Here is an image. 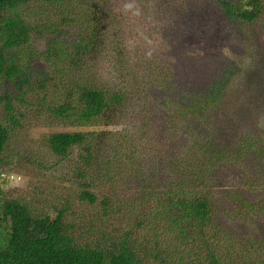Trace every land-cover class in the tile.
<instances>
[{"label":"trees","instance_id":"obj_1","mask_svg":"<svg viewBox=\"0 0 264 264\" xmlns=\"http://www.w3.org/2000/svg\"><path fill=\"white\" fill-rule=\"evenodd\" d=\"M107 1L0 0V264H264V197L248 199L219 175L221 167L250 153L264 157V146L249 134L233 148L211 139L200 144L204 132L186 127L187 120L206 123L223 105L230 79L241 68L231 62L210 85L179 77V86L163 62H152L142 89L170 90L160 104L168 119L152 142L142 143L150 119L145 111L133 114L132 105H140L133 94L142 83L139 62L145 58L110 66L103 35L113 31L116 45L133 39L141 49L145 24L130 28L115 14L117 3L101 4ZM208 1L235 26L264 21V0ZM48 14L55 19L47 22ZM224 31L216 30L197 46L201 58ZM45 33L49 36L40 42ZM28 111L23 121L31 127L22 122ZM122 117L126 126L120 130L47 132L45 143L59 158L78 150L65 174L73 178L70 185L43 180L31 198L4 187L11 185L4 171L5 157L12 154L5 152L14 129L16 135L26 133L38 126L32 125L34 119L69 127L108 126ZM192 133L199 156L176 142L188 141ZM158 136L183 148L161 153L169 159L163 173L145 157V152L159 156ZM223 216L237 223L235 230Z\"/></svg>","mask_w":264,"mask_h":264},{"label":"rangeland","instance_id":"obj_2","mask_svg":"<svg viewBox=\"0 0 264 264\" xmlns=\"http://www.w3.org/2000/svg\"><path fill=\"white\" fill-rule=\"evenodd\" d=\"M83 1L82 4H87ZM117 3L118 10L114 11L122 23H128L130 28L138 30L145 26L144 34L146 38L141 49L148 50L142 52L136 45V41L128 39L123 46L116 45V36L113 31L104 33L105 48L103 50L104 60L110 66H120L135 63L136 60L145 58L139 62V70L142 83H136L134 90V102H140L139 106L132 105L133 114L139 116L142 111L147 113L150 119V127L145 137L140 141L147 142L153 140V134L158 133V127L167 125L165 111L161 108V100L170 92L167 88L151 87L142 89L143 82L149 79V69L153 66L152 62L158 60L163 62L171 71L170 79L174 77L179 83L180 78H186L191 83L196 82V86L201 84L210 85L212 81L218 78L222 68L234 62L241 68L235 73L233 79H230V89L224 94L225 99L221 106L213 111L206 123L196 120L194 122L186 121V127H193L196 130L203 131L199 136V143H204L206 139H211L216 144H221L233 148L238 144V138L245 134L253 135L258 139V144L264 146V21L255 25L238 26L229 22L226 17L214 6L210 5L208 0H131L128 4H122L118 0H109L101 3L104 6ZM206 2L207 5L203 4ZM195 11V12H194ZM55 17L46 18L51 22ZM187 23L186 25L184 23ZM193 26V32L190 30ZM183 27V31H181ZM216 30H225L217 39L218 43L214 49L209 48L206 59L201 58V43L207 36ZM221 33V32H220ZM41 41L49 36V33L42 35ZM151 36V37H150ZM162 43L163 45H158ZM197 49V50H196ZM196 50V51H195ZM198 50H200L198 52ZM141 65V66H140ZM164 67V68H167ZM119 80L124 78V74L119 71L113 72ZM170 75V74H169ZM130 83H134L130 82ZM229 83V81H228ZM150 84V83H149ZM118 84L117 87H119ZM177 91H173V98L177 96ZM159 101V107L157 106ZM224 102L226 103L224 105ZM226 112H222L223 109ZM124 110V109H123ZM29 111L22 118L26 120ZM115 111H110L108 116L114 118ZM27 115V116H26ZM106 120V118H105ZM26 123V122H25ZM38 123L37 127L30 128L21 135H16V129L11 133V142L6 149V154H12L7 159L5 173L15 174L17 179H12L4 187L12 191L21 190L31 198L36 186L43 187V180L46 183H52L60 180L62 183L70 185L73 178L65 175L72 168V161L78 154V150H73L72 154L66 158H59L49 151L45 143L44 136L47 132L60 129L84 130L85 132L120 130L126 126V120L122 117L118 124L105 125H85L65 127L57 122H46L34 119L33 124ZM26 126L31 125L26 123ZM140 136V133L138 134ZM197 134L187 135L188 141H176L179 145L188 146L187 149L194 156H199L198 146L196 147ZM138 139V138H137ZM135 140V142L137 141ZM175 139H173L174 141ZM159 145V156L149 155L145 152L146 160L149 163H156L161 173L168 165L165 163L169 159H163L162 152L170 147L175 153L183 149L173 142L163 141L158 136L154 139ZM135 142H131V145ZM198 144V143H197ZM18 150L16 151V149ZM238 164H228L221 167L219 175L222 183L240 190L245 193L248 199L264 197V157L258 153H250L243 157ZM165 163V164H164ZM58 171L59 175L53 173ZM219 171V170H218ZM256 189L247 192L253 184ZM70 188V187H69ZM59 190V189H56ZM222 196V195H221ZM256 198V199H257ZM228 202V201H226ZM224 202V204L226 203ZM223 220L234 230L235 222H231L226 216ZM247 229V228H246ZM237 231L242 233V227L237 225Z\"/></svg>","mask_w":264,"mask_h":264},{"label":"clouds","instance_id":"obj_3","mask_svg":"<svg viewBox=\"0 0 264 264\" xmlns=\"http://www.w3.org/2000/svg\"><path fill=\"white\" fill-rule=\"evenodd\" d=\"M5 177H6V180H8V181H12V179L13 180L17 179V176L15 174L9 175L6 173Z\"/></svg>","mask_w":264,"mask_h":264}]
</instances>
